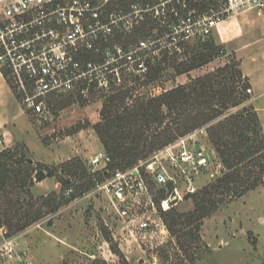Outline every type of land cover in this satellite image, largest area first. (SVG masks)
I'll list each match as a JSON object with an SVG mask.
<instances>
[{
    "label": "built area",
    "instance_id": "built-area-1",
    "mask_svg": "<svg viewBox=\"0 0 264 264\" xmlns=\"http://www.w3.org/2000/svg\"><path fill=\"white\" fill-rule=\"evenodd\" d=\"M248 13L262 19L264 32V0H0V72L21 105L42 114L48 97L95 87L109 92L122 86L123 74L144 78L164 58L181 60L187 47ZM196 132L205 133L181 136L84 193L97 199L99 225L114 240L153 250L171 237L165 213L191 199L202 185L198 176L216 160L190 141ZM109 162L100 149L87 167L99 171ZM0 264H34L3 225Z\"/></svg>",
    "mask_w": 264,
    "mask_h": 264
},
{
    "label": "rangeland",
    "instance_id": "rangeland-1",
    "mask_svg": "<svg viewBox=\"0 0 264 264\" xmlns=\"http://www.w3.org/2000/svg\"><path fill=\"white\" fill-rule=\"evenodd\" d=\"M253 17L261 31L262 19ZM224 37V33H218L204 41L218 46L217 53L209 62L187 72L177 73L176 67L170 65L150 80L123 74L121 87L132 88L125 103L131 105L144 96H157L225 65L238 71L240 52L233 51L232 37L228 42L222 39ZM198 44L193 43L186 49L181 68L195 53ZM5 79L9 84V79ZM235 80L239 85L248 82L243 75ZM247 89L242 95L245 100L218 119L238 109L252 107L264 134V97L252 98ZM14 93L20 97L16 91ZM102 93L95 87L86 90V94L74 90L48 97L42 114L23 107L39 139L28 136L27 146L16 143L7 147L13 157L5 160L9 176L6 185L0 188V225L17 237L20 247L27 249L34 264H92L95 261L102 264H151L153 261L150 263V260L154 258L156 264H252L253 259L264 264V176L254 189L241 195L228 192L215 196L216 209L202 219L195 220L193 216L194 199L179 203L175 208L179 218L171 226L174 235L170 232L171 237L157 249H141L130 239L116 241L99 225L97 199L83 197L91 188H80L86 181L79 175L69 174V167L75 165L81 174L80 171L88 165V159L104 149L95 129L103 122L100 113L104 100ZM190 141L205 147L216 159L208 171L198 176V185L202 184V188L220 177L226 168L205 133L196 132ZM156 150L137 160L133 166L147 163ZM217 164H221V171L217 170ZM36 165L50 172L42 181L34 178ZM210 172L215 175L211 176ZM67 188L83 193L68 201Z\"/></svg>",
    "mask_w": 264,
    "mask_h": 264
},
{
    "label": "trees",
    "instance_id": "trees-1",
    "mask_svg": "<svg viewBox=\"0 0 264 264\" xmlns=\"http://www.w3.org/2000/svg\"><path fill=\"white\" fill-rule=\"evenodd\" d=\"M199 43L184 67H180L182 60L178 58H164L144 78H156L160 70L170 65L176 67L177 73H183L209 62L217 53L218 46L212 42ZM241 76L240 69L236 71L225 65L214 72L193 77L157 96H144L131 105L125 103L131 87H115L103 92L100 112L103 122L96 125L95 129L104 150L110 155V162L99 171L92 172L85 167L80 171L81 174L71 164L69 174L83 178L86 184L80 188L88 190L97 180L111 172L131 167L151 151L204 128L208 141L226 171L210 185L190 195L196 205L193 216L195 220L202 219L216 209L215 196L228 192L241 195L254 189L264 176V134L255 110L252 107L242 108L218 119L245 100L242 95L249 83L239 85V82L234 81V78ZM12 157L10 149L0 150V188L6 185L9 176L5 160ZM49 174L44 167L36 165V181L44 180ZM82 193L73 190L66 198L71 201ZM178 218L176 209L165 213L172 235L174 231L171 226ZM92 264L102 262L95 261Z\"/></svg>",
    "mask_w": 264,
    "mask_h": 264
},
{
    "label": "crops",
    "instance_id": "crops-1",
    "mask_svg": "<svg viewBox=\"0 0 264 264\" xmlns=\"http://www.w3.org/2000/svg\"><path fill=\"white\" fill-rule=\"evenodd\" d=\"M253 15L244 14L222 23L217 34L224 33L225 37L222 39L225 42L232 37L235 44L233 51L240 52L239 66L242 75L250 84L251 96L259 99L264 97V32L263 29L258 30L257 20ZM28 136L38 138L23 106L0 72V148H7L16 143H24L27 146ZM39 161L43 162L42 159Z\"/></svg>",
    "mask_w": 264,
    "mask_h": 264
},
{
    "label": "water",
    "instance_id": "water-1",
    "mask_svg": "<svg viewBox=\"0 0 264 264\" xmlns=\"http://www.w3.org/2000/svg\"><path fill=\"white\" fill-rule=\"evenodd\" d=\"M251 263H252V264H261L262 261L259 260V259H253V260L251 261Z\"/></svg>",
    "mask_w": 264,
    "mask_h": 264
}]
</instances>
